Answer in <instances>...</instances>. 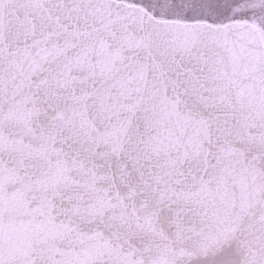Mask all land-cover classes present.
Segmentation results:
<instances>
[{"label": "snow or ice", "instance_id": "1", "mask_svg": "<svg viewBox=\"0 0 264 264\" xmlns=\"http://www.w3.org/2000/svg\"><path fill=\"white\" fill-rule=\"evenodd\" d=\"M0 264H264V0H0Z\"/></svg>", "mask_w": 264, "mask_h": 264}]
</instances>
